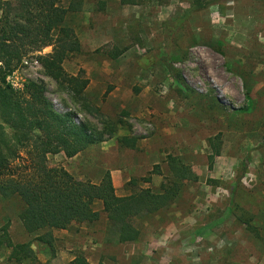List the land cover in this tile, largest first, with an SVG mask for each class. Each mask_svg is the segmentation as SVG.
<instances>
[{
  "label": "rangeland",
  "instance_id": "obj_1",
  "mask_svg": "<svg viewBox=\"0 0 264 264\" xmlns=\"http://www.w3.org/2000/svg\"><path fill=\"white\" fill-rule=\"evenodd\" d=\"M66 25L80 51L62 68L88 80L81 98L45 75L39 56L51 46L24 56L13 70L24 80L22 90L7 83L11 73L5 79L18 93L29 83L42 84L55 112L103 139L72 158L47 155V166L93 184L109 173L120 197L141 189L160 193L171 178L168 155L197 176L182 183L170 205L134 219L135 242L120 243L95 202L97 221L67 228H83L85 235L79 248L69 242L73 259L264 264V0H83ZM29 59L37 66L23 67ZM123 137L135 138V145L121 144ZM216 137L220 153L209 168ZM19 157L11 166L25 174L29 161L24 151ZM23 208L18 196L0 195V230L7 227L14 244L32 245L46 231L28 234ZM10 253L0 249V264H43L34 251L21 263L9 260Z\"/></svg>",
  "mask_w": 264,
  "mask_h": 264
},
{
  "label": "trees",
  "instance_id": "obj_2",
  "mask_svg": "<svg viewBox=\"0 0 264 264\" xmlns=\"http://www.w3.org/2000/svg\"><path fill=\"white\" fill-rule=\"evenodd\" d=\"M82 2L0 0V195L5 199L18 196L22 200L24 208L20 220L28 234L46 231L35 241L49 245L53 230L97 221L99 213L93 205L99 201L118 241L135 242L139 232L133 225L134 219L142 213L153 214L170 205L184 181L197 180L191 168L177 157L168 155L166 161L171 178L162 183L160 193L141 189L127 196H117L109 173L98 184L78 181L63 168L48 167L47 155L62 152L65 157L72 158L103 141L102 137L88 132L85 126H76L69 115L55 112L45 98L42 84L29 83L23 93H18L5 82L6 76L24 56L51 46L49 54L39 56L45 75L75 97H82L88 80L83 75L70 76L62 68L64 60L80 51V43L73 29L66 25V19L69 14L81 10ZM5 127L11 131L10 135ZM216 139L218 137L210 139L209 168L220 153ZM119 142L133 147L136 139L123 137ZM23 151L29 161L25 174L24 171L17 173L11 166ZM140 181L149 182L150 178ZM136 183L131 180L129 185ZM2 248L10 249L8 259L18 263L33 256L31 242L14 244L7 227L0 230ZM70 264L89 263L83 255L77 254Z\"/></svg>",
  "mask_w": 264,
  "mask_h": 264
},
{
  "label": "crops",
  "instance_id": "obj_3",
  "mask_svg": "<svg viewBox=\"0 0 264 264\" xmlns=\"http://www.w3.org/2000/svg\"><path fill=\"white\" fill-rule=\"evenodd\" d=\"M83 229V228H81ZM78 230H55L53 232V237L55 238V243L48 247L44 243L33 242L31 245L32 250L43 264H69L73 257L70 254L69 242L75 248H79L84 236L82 231ZM68 250V251H67ZM89 261V260H88Z\"/></svg>",
  "mask_w": 264,
  "mask_h": 264
},
{
  "label": "built area",
  "instance_id": "obj_4",
  "mask_svg": "<svg viewBox=\"0 0 264 264\" xmlns=\"http://www.w3.org/2000/svg\"><path fill=\"white\" fill-rule=\"evenodd\" d=\"M22 66L32 69L33 66H37V61H32V59L23 60ZM18 73H19L18 70L11 72V74L7 77V83L10 85L12 89L22 90L24 86V80L22 79L21 82H19L17 76Z\"/></svg>",
  "mask_w": 264,
  "mask_h": 264
}]
</instances>
